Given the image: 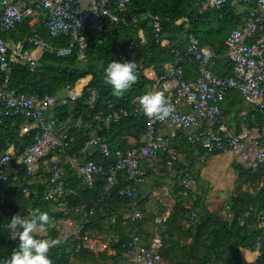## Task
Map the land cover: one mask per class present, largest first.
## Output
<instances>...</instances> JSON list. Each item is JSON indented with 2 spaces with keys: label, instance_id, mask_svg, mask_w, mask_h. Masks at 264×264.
I'll use <instances>...</instances> for the list:
<instances>
[{
  "label": "built area",
  "instance_id": "2783aa9c",
  "mask_svg": "<svg viewBox=\"0 0 264 264\" xmlns=\"http://www.w3.org/2000/svg\"><path fill=\"white\" fill-rule=\"evenodd\" d=\"M227 2L242 4L246 8L245 16L224 40L230 73L214 74L211 70L215 57L213 50L201 45L193 32L185 31V46H168L171 58L153 81L156 89L172 105V112L163 118L148 117L137 105L96 112L95 119L104 125L119 124L129 117H143V139L136 146L120 148L111 147L106 140L93 135L82 148L88 153L84 160L79 161L76 155H69L70 168L80 185L90 188L98 176L102 181V191L90 206L76 204L68 207L59 157L66 153L73 139L71 131L83 126V114L76 109V99L90 76L77 80L73 86L67 85L63 89L66 94L62 96L18 92L13 87L11 64L25 65L33 71L45 52L56 57L74 54L76 59L83 60L87 55L85 30L109 33L118 26L143 24L142 29L137 30L136 41L129 40L115 48L112 59L128 60L134 57L137 47L146 43L145 31L155 44L166 43L161 19L157 14L127 13L129 0H88L87 3L83 0H0V117H22L19 135L32 134V141L23 143L19 153L15 152L13 144L0 151V182L10 183L26 196L29 193L26 182L42 174L40 183L43 185L44 200L51 202L64 215L76 216L70 227L65 224L56 227L60 241L71 239L73 242L67 264H83L74 257L80 250L97 251L95 230L85 225L84 218L103 204L109 191L119 183L125 184L118 190V195L127 202V220L136 225L143 219L137 188L146 182L147 177L140 160L152 166L158 153L166 150L167 158L162 164L166 171L178 160L175 146L160 130L164 123L174 125L188 143L198 146L202 158L214 151L229 150L236 153L252 170L259 165L264 166V0H199L198 13L223 6ZM38 14L42 16L40 19ZM26 17L29 18L28 26L32 27L39 21L44 32L33 31L30 36L18 40L1 37L4 32L16 28ZM175 22L180 24L182 20ZM58 35L67 36L68 43L51 44L46 39V36L55 38ZM143 69L139 66L136 74L144 76ZM231 90H235L249 104L252 112L259 116L257 127L251 126L245 112H239L237 130L229 129L221 103ZM98 98L99 93L91 89L86 100L87 106L93 108ZM64 106L66 113L61 119L55 112ZM190 127L195 130L185 131ZM92 151L98 152L107 163L89 158ZM176 177L180 186L178 195L187 210L183 225L188 227L198 216L190 197L197 181L187 173L177 174ZM4 210L10 217L16 212L21 216L34 215L31 208L22 211L5 206ZM249 214L247 210L241 216L248 217ZM255 221L264 233V211L255 213ZM18 231L19 228L15 232L10 231L11 240L17 239ZM160 245L157 229L151 235L140 229L120 243V256L115 254L114 258L95 264H165ZM105 248L104 243L99 246L101 250Z\"/></svg>",
  "mask_w": 264,
  "mask_h": 264
},
{
  "label": "trees",
  "instance_id": "16d2710c",
  "mask_svg": "<svg viewBox=\"0 0 264 264\" xmlns=\"http://www.w3.org/2000/svg\"><path fill=\"white\" fill-rule=\"evenodd\" d=\"M198 1L129 0L126 8L127 13L136 15L145 13L157 14L160 17L164 38L166 39V43L164 44H155L148 32L145 31L146 43L141 47H137L134 57L128 59L135 62V71L139 66L144 68L153 67L156 74L160 75L163 71L164 63H167L171 58L168 46L176 48L184 47L185 43L181 36L185 31H191L201 45L211 47L213 50L215 54L213 62L215 65L211 67L212 72L218 75L229 74L230 65L225 57L224 40L230 30L240 23L242 16L235 13L234 4L230 2H227L223 6L208 8L202 13H198ZM179 19L182 22L177 24L175 21ZM183 20H186V22ZM27 22L28 19L23 20L16 28L4 34L3 38L18 40L25 36H30L33 31L44 32L40 23L30 27ZM186 23L188 24L187 27H185ZM142 25L130 27L118 26L113 28L109 33L85 30L84 37L87 55L83 60L76 59L74 54L66 57H56L53 54L45 52L41 55L33 71L25 65L11 64L13 87L18 92H37L41 95H56L67 85L73 86L77 80L90 76L83 86L79 98L76 99V109L82 112L84 123L77 131H71L73 139L65 154L76 155L89 140L92 132L106 140L111 147L114 146L115 140L125 133L135 135L136 137L142 133L145 123L143 117H129L121 120L119 124L110 125H104L95 119V114L98 111L108 112L122 107L137 105L138 96L147 91V87L152 86V80L136 74L137 78L130 87L121 96L116 97L111 91V86L103 79V68L112 59L116 46L124 44L129 40L136 41L137 30L139 28L142 29ZM46 39L49 43L58 45L67 44L69 40L65 35H58L55 38L46 36ZM91 89H95L99 93V98L93 108H89L86 104ZM230 94L229 91L227 95L229 96ZM55 113L62 119L66 113V106L56 110ZM252 114L259 120V116L256 113L252 112ZM22 121V117L20 116L0 117V151H4L11 144L16 148V138L21 139L24 144L32 141V134L30 133L23 136L19 135ZM172 144L177 149L176 144ZM118 146L120 148H127L125 147V143H120ZM217 153H221V151L212 152V154ZM89 158L107 163L96 151L94 154L91 153ZM235 167L239 174V182L249 180L251 184L253 192L246 195L247 198L244 197L241 200L249 209L240 210L239 212L233 211V218L230 222L206 215L202 218L200 216L197 222H192L186 228L181 223L177 230L182 231L184 229V234L180 235L178 240H181L184 236H192L193 240L200 239L201 246L204 247V253L199 255L190 245L183 252L186 256L184 260L185 264H253V262L245 263L242 261L240 249L249 250L251 253L257 252L254 264H264V233H262L255 221V213L260 210L264 211V168L263 165H259L255 170H252L240 164H235ZM64 180L66 183L65 178ZM26 184L30 188V191L25 196L10 185V183L0 182V259L6 258L18 243V237L16 240H11V230L4 226L10 218V214L4 210L6 206L11 210L19 208L23 211L26 208H31L33 211L40 210L47 212L50 217V223L44 226L47 229L46 235H34L39 238L57 239L59 243L50 248L48 255L51 258L52 264H67L70 251L73 248V242L71 239L60 241L57 238L56 230V221L64 216L63 211L55 209L51 202L44 200L42 183L32 185L26 182ZM124 185V183H119L109 193L112 192L118 195V190ZM34 187L36 189L33 191ZM101 191L102 185H95L91 188H80L78 192L85 194V197L79 202L76 198H72L69 195L67 206L70 207L76 204H83L86 207L90 206ZM177 192L178 190H176ZM109 193L106 195L103 204L98 206L92 214L84 218L86 226H91V222L94 223V218L98 221L96 218L98 211L103 209L105 212L107 196H110ZM176 197L178 199V206L182 207L181 196L176 194ZM120 198L126 202L124 198ZM194 205L196 206L195 201ZM247 210L250 212L249 216H241ZM183 214L186 215L187 212L183 210ZM89 218H91L90 222H86ZM164 232L166 233V230ZM167 233L169 236H173L172 232ZM118 242L114 248L120 251V243ZM174 242L171 243V246ZM174 244L180 247V249H167L165 252L160 250L162 258L166 261L171 260L174 262L178 259L176 256L178 251L185 250L186 248L184 247L185 245L180 246V243L177 241ZM74 257L83 264H95L98 263L97 260L99 259L96 253L84 249L76 253ZM181 262H178V264H182Z\"/></svg>",
  "mask_w": 264,
  "mask_h": 264
},
{
  "label": "crops",
  "instance_id": "0c3cea01",
  "mask_svg": "<svg viewBox=\"0 0 264 264\" xmlns=\"http://www.w3.org/2000/svg\"><path fill=\"white\" fill-rule=\"evenodd\" d=\"M83 1L85 3L88 2V0ZM230 3L234 4L235 13L240 14L243 18L246 14L245 6L234 2ZM37 17L40 19L42 16L38 14ZM25 19L29 18L26 17ZM38 23L40 22L37 21L34 25ZM6 33L7 32H4L1 37ZM181 38H184V34ZM214 65L215 63L213 62L212 66ZM143 71L146 79L154 81L157 74L153 67L144 68ZM187 72L188 74L190 73L189 70ZM146 89L147 91L158 90L154 84ZM230 93L229 96L226 94L225 99L221 103L222 111L224 110L223 112L229 129L231 131L237 130L239 112H245L251 126L257 127L260 118L258 120L256 116L252 114L250 106H243L239 103V94L235 90H231ZM166 127L168 126L163 125L161 131L167 136L171 143L176 144L178 156L177 162L170 170L166 171L164 169L162 164L167 158L166 150H161L158 153L152 166L145 160H140V165L145 171L147 179L144 184L137 188L139 206L142 210L143 219L136 225L130 224L127 220V202H124V200L118 195H115L112 192L109 193L110 196H107L105 212L103 209L98 211V215L96 216L98 221L94 218V223L91 222L92 225L89 226L95 230L96 234L94 237L98 240L97 251L94 252L98 255V262H105L108 259H112L115 254L116 256H120L121 252L117 251L114 246L118 241V243H121L127 240L135 231L140 229L144 230L146 234L149 235L157 229L161 238L160 250L164 252L167 249L179 250L180 247L174 244L176 241L180 243V246L185 245V250L178 251L176 255L178 259L174 262L171 260L166 261L162 258L165 264H178V262L181 261L182 264H185L184 260L186 256L183 252H185L190 245L199 255L204 253V247L201 246L200 239L193 240L192 236V238L184 236L181 240H178L179 236L184 234V229L179 231L177 228L181 223L183 224V220L186 218L187 214H183L184 216L182 215V212L185 209L183 206H178L177 203L178 199L176 194L178 195V192L176 193V190H180L176 177L177 174L187 173L196 177L199 181V183L196 182V185L192 188L190 196L193 204L195 201L196 206H194L198 213L197 218L193 221L194 223L197 222L200 216L202 218L206 215L230 222L233 218V211L239 212L240 210L249 209L243 202H241V200H243L242 198L246 197V195L252 193L253 190L249 180L239 182V174L235 164H240L245 168L247 165L240 160L236 153L227 150L221 151V153L217 154L211 153L208 157L202 158L198 146L188 143L185 140L183 133ZM92 134L94 133L92 132ZM142 139V133H140L138 137L125 133L115 140L113 147L118 146L120 143H125V147L127 148L136 146L142 142ZM91 153L94 154L93 151ZM76 156L79 161H82L88 156V153H86L84 149H81L77 152ZM59 160L61 162L62 175L66 179L65 189L67 194L68 196H72V198H76L80 202L81 199L85 197V194L78 191L80 188L83 189L84 187L80 185L77 176L70 168L69 155H60ZM155 167H158V171L154 169ZM71 177L75 178H72V180ZM95 185H102V181L98 176L95 178V183L92 187ZM185 212L187 211L185 210ZM75 219L76 216L72 214L64 215L56 221V227L61 224L70 227L71 222L73 223ZM90 219L91 218L87 219L86 222H90ZM184 228L186 227L184 226ZM165 230L166 233L164 232ZM34 232L44 236L47 233V229L46 227L41 228L37 225ZM167 232H172L173 236H169ZM173 241L175 242L171 246ZM103 243L106 245V248L101 250L99 249V246ZM256 254L257 252L251 253L249 250L240 249L241 259L245 263L253 262L254 264Z\"/></svg>",
  "mask_w": 264,
  "mask_h": 264
},
{
  "label": "clouds",
  "instance_id": "9594fccd",
  "mask_svg": "<svg viewBox=\"0 0 264 264\" xmlns=\"http://www.w3.org/2000/svg\"><path fill=\"white\" fill-rule=\"evenodd\" d=\"M135 69L136 64L132 60L110 59L107 62L103 68V79L111 86L114 96H121L136 80ZM137 107L144 115L155 118L166 117L173 110L172 105L158 90H148L139 95ZM34 211L35 214L31 217L21 216L16 212L4 225L13 232L19 228L16 235L18 243L6 258L0 259V264H52L48 253L50 248L57 245L59 241L54 238H39L34 235L37 225L43 228L50 223L47 212Z\"/></svg>",
  "mask_w": 264,
  "mask_h": 264
},
{
  "label": "rangeland",
  "instance_id": "374dc122",
  "mask_svg": "<svg viewBox=\"0 0 264 264\" xmlns=\"http://www.w3.org/2000/svg\"><path fill=\"white\" fill-rule=\"evenodd\" d=\"M86 78H87V77H86ZM86 78H85V79H86ZM65 94H66V92H65L64 90H61V91L58 93V95H60V96L65 95ZM239 98H240V97H239ZM239 103L242 104L243 106H249V104H247V103H246L244 100H242L241 98H240ZM186 109H187V108H186ZM163 125L168 126V127H166V128H172L173 130L179 131V130H177V128H176L174 125H171V124H169V123H164V124H162V126H163ZM162 126H161V127H162ZM161 127H160V130H161ZM192 130L194 131L195 128L193 129V127H190V128H187L185 131L192 132ZM161 132H162V131H161ZM91 135L93 136L94 134H91ZM41 176H42L41 173L35 175L34 178H32V180H31L29 183L32 184V185H35V183L40 184V181L43 179ZM195 178H196V177H195ZM196 181H197V183H199L198 179H196ZM36 187H37V186H36ZM36 187L33 188V191L36 189ZM193 188H194V187H193ZM209 188H210V187H209ZM29 191H30V188H29Z\"/></svg>",
  "mask_w": 264,
  "mask_h": 264
},
{
  "label": "water",
  "instance_id": "95a60500",
  "mask_svg": "<svg viewBox=\"0 0 264 264\" xmlns=\"http://www.w3.org/2000/svg\"><path fill=\"white\" fill-rule=\"evenodd\" d=\"M16 142H17V146H16V150H15V152H16V153H19L20 148H21L22 145H23V142H22L21 139H19V138H16Z\"/></svg>",
  "mask_w": 264,
  "mask_h": 264
},
{
  "label": "bare ground",
  "instance_id": "6f19581e",
  "mask_svg": "<svg viewBox=\"0 0 264 264\" xmlns=\"http://www.w3.org/2000/svg\"><path fill=\"white\" fill-rule=\"evenodd\" d=\"M83 81H81V83H82Z\"/></svg>",
  "mask_w": 264,
  "mask_h": 264
}]
</instances>
